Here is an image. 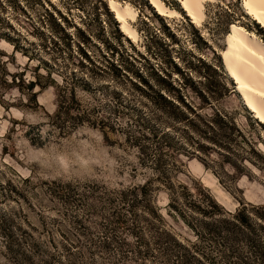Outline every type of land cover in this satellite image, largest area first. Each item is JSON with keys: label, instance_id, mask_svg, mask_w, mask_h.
<instances>
[{"label": "rangeland", "instance_id": "1", "mask_svg": "<svg viewBox=\"0 0 264 264\" xmlns=\"http://www.w3.org/2000/svg\"><path fill=\"white\" fill-rule=\"evenodd\" d=\"M110 1L0 0V212L11 217V228L27 230L41 243V258L45 250L62 248L64 233L74 240L62 185L91 182L114 189L151 179L152 170L140 161L123 128L134 113L117 107L124 100L149 110V84L174 96L192 118L185 104L228 122L218 136L226 146L201 138L208 148L183 155L175 180L192 190H209L229 212L246 206L253 221L264 225V211L258 209L264 207V125L244 106L224 64L233 24L263 42L264 28L246 13L241 0L207 2L201 26L180 10L177 0H163L181 13L174 18L159 16L147 0H117L139 12L132 24L139 38L133 41L121 32ZM32 82L34 88L29 87ZM60 100L69 105L71 116L80 112L97 127L89 121L55 123L51 116ZM100 120L114 127L104 125V133ZM154 192L165 225L180 241H195L189 225L170 213L169 190ZM97 199L89 196L86 202L99 205ZM2 245L0 237V264H11ZM201 246L214 254V263L206 260L209 264H260L247 246L231 258L216 256L218 247L209 240ZM89 257L84 256L88 263ZM108 261L99 258L96 263L112 264Z\"/></svg>", "mask_w": 264, "mask_h": 264}, {"label": "trees", "instance_id": "2", "mask_svg": "<svg viewBox=\"0 0 264 264\" xmlns=\"http://www.w3.org/2000/svg\"><path fill=\"white\" fill-rule=\"evenodd\" d=\"M83 54L88 59L86 52ZM109 65L122 74L121 68L114 63L109 62ZM143 81L147 83L145 79ZM147 85L152 91L148 95L151 98L149 110L130 102L124 103V100L117 103V107L128 114L134 113L130 123L123 128L127 140L137 149L140 161L152 170V178L143 184L114 189L91 182L62 185L61 194L71 207L70 229L74 240L64 233L62 248L55 246L54 250H45L41 258L37 257L41 243L27 230L11 228V217L0 212L2 249L11 264H97L99 258H107L112 264L135 261L146 264L149 260L158 263L209 264L206 260L214 263V254L207 253L201 246L207 240L214 245L216 243L218 249L215 255L220 258L239 257L243 247L247 246L248 254L264 264V225L253 221L246 206L229 212L209 190H192L187 184L175 180L184 165L183 155L195 156L198 150L208 148L201 138L226 146L218 140V136L228 122L219 114L203 116L179 98L191 110L192 118L183 111L174 96ZM29 87L34 88L35 83L32 82ZM167 91L172 94L171 90ZM58 96V99H64ZM59 103L57 112L51 116L55 123L66 120L68 124L78 125L89 121L93 127H97L96 121L92 122L80 112L71 116L69 105L66 106L62 100ZM100 122V129L104 133V125L109 123L114 127L110 121ZM193 131L200 138L195 139ZM152 181L160 184L154 187ZM159 188L169 190L170 213L179 215L189 225L197 236L195 241L190 244L180 241L165 225L154 199V191ZM94 195L98 197L99 205L86 202L89 196ZM258 209L264 211V207ZM86 255L90 256V263L84 260Z\"/></svg>", "mask_w": 264, "mask_h": 264}, {"label": "bare ground", "instance_id": "3", "mask_svg": "<svg viewBox=\"0 0 264 264\" xmlns=\"http://www.w3.org/2000/svg\"><path fill=\"white\" fill-rule=\"evenodd\" d=\"M159 16L174 18L181 13L169 7L163 0H147ZM217 0H177L191 21L201 26L206 19L205 4ZM246 13L264 28V0H241ZM110 8L121 32L137 41L138 31L132 25L139 12L129 2L122 4L110 1ZM224 64L228 76L236 84V91L242 97L244 106L264 125V42L244 27L233 24L227 37Z\"/></svg>", "mask_w": 264, "mask_h": 264}, {"label": "snow or ice", "instance_id": "4", "mask_svg": "<svg viewBox=\"0 0 264 264\" xmlns=\"http://www.w3.org/2000/svg\"><path fill=\"white\" fill-rule=\"evenodd\" d=\"M262 23H264V22H262Z\"/></svg>", "mask_w": 264, "mask_h": 264}]
</instances>
